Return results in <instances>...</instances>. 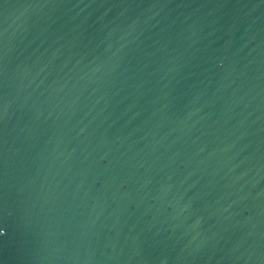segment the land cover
Segmentation results:
<instances>
[{
	"label": "water",
	"instance_id": "95a60500",
	"mask_svg": "<svg viewBox=\"0 0 264 264\" xmlns=\"http://www.w3.org/2000/svg\"><path fill=\"white\" fill-rule=\"evenodd\" d=\"M0 264H264V0H0Z\"/></svg>",
	"mask_w": 264,
	"mask_h": 264
}]
</instances>
